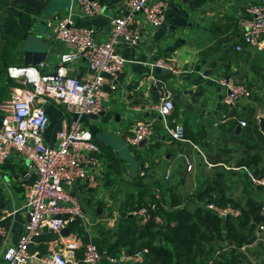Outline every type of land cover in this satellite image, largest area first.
I'll list each match as a JSON object with an SVG mask.
<instances>
[{
	"label": "crops",
	"instance_id": "crops-1",
	"mask_svg": "<svg viewBox=\"0 0 264 264\" xmlns=\"http://www.w3.org/2000/svg\"><path fill=\"white\" fill-rule=\"evenodd\" d=\"M73 1L46 0L45 8L35 9L18 0H0V81L6 83V80H3L6 66L24 65L27 50L53 49L44 62L47 63L49 71L58 65L65 44L56 38L55 32L58 21L69 12L71 6L76 24L94 27L98 39L105 41L110 37L112 19L125 10L129 0H100L104 10L93 16L86 15L79 5H73ZM254 1L256 0H169L167 20L160 27L145 23L142 15L137 14L135 25L142 32L140 43L135 45L127 40H120L118 43L119 52L128 60L125 70L118 77V89L113 90L110 83H106L103 111L97 117L95 115L84 117L85 124L92 130L99 146V156L107 159V173L103 183L98 187H91L85 178H82L74 187V193L79 201L91 211L92 219L88 218L90 222L88 228L91 227L90 230L95 235L94 241L105 234L111 241L116 240L115 227L126 214L132 215L138 221L133 214L135 209L131 208L132 198L138 199L142 195L146 199L144 205H148L159 196L164 216L173 206L186 205L176 193L175 187L165 192L166 188L160 185L163 184L161 178L166 174V182L172 185V173L185 176L188 171L193 170L197 156L211 168L217 166L227 170L231 168L233 174L244 178L242 171L233 169L239 166L211 162L204 152L205 148H201V144L196 142L214 141L211 138L222 133L231 122L229 119L223 120L221 116L226 109L222 104L223 88L217 83L220 77L231 76L237 81L250 84L260 81L264 83L262 52L248 47L237 49V45L242 44L239 18ZM157 59L172 63L176 70L166 68L154 70L155 74L169 82L173 92L175 110L167 121L153 108V105L159 102V95L156 89L149 85L151 72L149 62ZM87 71L85 60L70 68V72L78 76L86 74ZM17 84L18 86H6L8 97L5 98L6 93L2 96L0 119L3 107L10 102V89L16 87L17 91L22 86L20 83ZM256 93L259 94L255 91L251 98L242 99L235 107L234 113L240 112L242 115L246 114V117L253 114L258 118L261 113ZM45 105L51 119L45 140L48 144L56 145L58 132L75 115L54 100L46 101ZM149 120H155V135L152 141L141 146L146 147L144 155L140 153L141 151L131 148L133 151L131 152L134 153L132 155L124 144L125 138L133 133L138 123ZM176 123L183 124L190 142L176 141L168 134L167 125ZM216 129L220 132L211 135ZM181 147L185 148L181 150ZM182 153L190 156L192 170L187 169ZM26 168L27 161L16 152L8 159L0 161V213L4 209L13 212L5 221L10 239L5 244L0 237V249L4 245L17 244L24 231L28 218L27 194L35 179V176L23 179ZM246 188L250 192L249 187ZM261 194L259 191V195ZM165 197L170 199V205L166 203ZM195 199L202 201L200 198ZM66 228L69 229V234L65 231L59 235L44 230L35 243L31 244L30 252L36 257L30 258L27 264H45L40 257L62 248L63 242L79 239L82 246L78 249L65 250V254L69 259L80 260L77 264H87L82 261L84 245L89 240L85 226L78 221ZM256 239L246 245H254L257 243ZM156 243L165 244V241L159 236ZM126 248L122 247L127 253ZM130 256V263L127 264L139 262L132 257L133 255ZM241 258L235 257L231 262L226 258L224 263L247 264ZM100 264L110 263L103 261ZM252 264L264 262L255 256Z\"/></svg>",
	"mask_w": 264,
	"mask_h": 264
},
{
	"label": "built area",
	"instance_id": "built-area-1",
	"mask_svg": "<svg viewBox=\"0 0 264 264\" xmlns=\"http://www.w3.org/2000/svg\"><path fill=\"white\" fill-rule=\"evenodd\" d=\"M79 5L82 11L93 16L102 13L104 6L100 0H74L73 5ZM170 7L169 0H129L125 10L116 15L111 23L110 37L101 41L97 30L91 26L76 24L72 6L57 24L56 38L65 44L59 63L53 70H47V63L8 67V76L22 86L15 91L12 99L2 109L0 119V161L8 159L14 152L27 161L23 179L35 176L31 189L27 194L26 212L28 218L17 244L3 246L0 249L1 264H27L30 258L36 257L30 252L31 244L44 230L61 233L69 224L80 221L85 226L88 242L84 245L82 261L87 264H100L106 261L110 264L130 263L131 256L125 250L118 254L101 252L94 241V234L88 228L89 219L85 215L78 197L74 193L76 183L85 178L91 187H98L106 178L107 159L99 156V146L92 130L85 124L84 117L98 115L103 111L104 86L110 83L113 90L118 89V77L125 70L128 60L119 52L118 43L124 38L132 44H139L142 32L135 25L137 14L142 15L145 23L160 27L167 20ZM50 25V24H49ZM244 47L258 48L264 52V0H256L250 4L239 18ZM81 60L87 62L88 71L78 76L70 72L72 65ZM151 72L149 85L154 87L159 95V102L153 105L155 111L165 120L175 110V100L169 82L155 74V68H166L176 71L172 63L163 59L149 62ZM223 88L222 112L223 120L237 121L242 128L247 126V120L237 118L235 107L242 99L251 98L255 91L264 94L261 82L251 86L249 82H240L231 76H223L217 80ZM54 100L74 113L75 117L57 134V144H48L45 133L50 125V115L45 102ZM154 121L138 123L132 134L125 139L127 145L136 149L141 142L152 141L155 135ZM168 134L176 141L187 143L183 124L167 125ZM182 158L188 170L193 164L188 154L182 153ZM244 173L254 194L261 203L260 213L264 217V174L252 171L247 166L233 168ZM259 191L262 192L259 195ZM159 196L133 212L140 226L145 227L151 222L163 230L168 221L160 213ZM206 207L222 218L238 217L242 210L234 205H219L208 202ZM13 214L9 209L0 213V237L5 244L10 239V232L5 223ZM172 225L175 222L171 223ZM259 232L264 233V219L258 224ZM80 240V239H79ZM79 240L63 242V247L52 251L50 255L40 257L45 264H77V258L69 259L65 250L78 249L82 246ZM148 248L137 250L132 256L142 262ZM217 254L207 259L203 264H219Z\"/></svg>",
	"mask_w": 264,
	"mask_h": 264
},
{
	"label": "trees",
	"instance_id": "trees-1",
	"mask_svg": "<svg viewBox=\"0 0 264 264\" xmlns=\"http://www.w3.org/2000/svg\"><path fill=\"white\" fill-rule=\"evenodd\" d=\"M260 82L264 89V83ZM256 83L250 85L254 86ZM9 85L18 86L11 80L6 83L0 81V102L6 93V86ZM259 94L256 93L258 98H264V94ZM6 97H8L7 93ZM254 118L256 119L253 114L246 117L247 126L241 133L235 132L234 127L237 121L231 120L222 133L211 138L214 141L200 142L195 139L197 140L195 142L207 150V156L213 163L224 162L223 156L232 152L229 143L241 145L244 147V157L236 163V166H257L262 161V157L253 150H264V133L260 130L258 120ZM220 168L222 170L218 174L224 176V167ZM218 181V185H215L214 181L207 180L205 183L207 186L203 187L193 199L204 200L207 198V203L215 202L219 205L227 204L228 200L233 201L232 198L226 197L225 187L222 186L220 180ZM246 187H249L250 192L245 188V201L235 204L242 210L238 217L222 218L204 206L195 208H190L187 205L173 206L166 211L165 218L168 225L161 230L156 227L154 222L142 227L133 216L126 214L122 217L121 223L115 227L116 240L111 241L105 234L104 237L96 238L95 242L101 252L114 255L124 250L122 247H127L129 255H134L137 250L148 248L149 252L145 253L144 260L135 264H200L208 251L207 242L214 236L230 241L237 249L256 239L255 228L264 217L260 213L261 203L247 182ZM145 202L146 199L142 195L138 199L132 198V210L140 208ZM162 211L163 209L160 210V213L164 216ZM172 222L175 224L172 225ZM159 236L163 238L165 244L156 243ZM218 262L226 264L222 260H218Z\"/></svg>",
	"mask_w": 264,
	"mask_h": 264
},
{
	"label": "rangeland",
	"instance_id": "rangeland-1",
	"mask_svg": "<svg viewBox=\"0 0 264 264\" xmlns=\"http://www.w3.org/2000/svg\"><path fill=\"white\" fill-rule=\"evenodd\" d=\"M261 57L264 58V52L261 53ZM7 70H8V66H6L4 68L3 80L4 81L6 80V82L10 81V80L13 82H17L8 76ZM16 89H17L16 87H12L10 89V92H11L10 100L12 99V96L15 93ZM256 99L260 103L259 112L261 114L258 115V118H256V119L254 118V119L259 120L260 116H264V98L263 97H259V98L256 97ZM246 116H247L246 114L242 115V113H240V112L237 113L238 119L239 118L246 119ZM88 117L89 116H87V118ZM215 132L218 133L220 131H219V129L218 130L216 129V130H214V132L211 133V135H213ZM124 144H125V146H127L129 148L130 153L132 155H134V153H132L133 151L131 150V148L127 145L126 139L124 141ZM229 146L232 147L231 148L232 152L223 156L224 163L228 166H235V165H237L236 163L244 157V147L241 145H238V144H234V143H229ZM183 148H185V147H181L180 149L183 150ZM201 148L204 149V147L202 145H201ZM145 150H146L145 146L144 147H138L135 149V151H141L140 153L142 155H144ZM188 151L191 154H194V153H192L191 150H188ZM204 152L207 154L206 149H204ZM253 152L259 153L262 157V161L257 166L253 165L252 167H250V166H247V167L250 168L252 171H257L259 174H264V150H253ZM102 158H104V157H102ZM138 161L139 160L137 159V163H138ZM138 167H139V163L137 164V169H138ZM220 167L221 166L211 168L208 165L204 164L203 161H200L199 157L197 156V157H195V164H194V168L192 171H188L185 174V176H182V175L180 176L178 174L173 175V173H172V177H171L172 181H173L172 185H168V183L166 182L167 178H166V174H165V176H163L161 178V181L163 182V184H160V185H162L166 188L165 192L166 191L169 192V190H168L169 188L175 187V191H177L176 193H178L179 197H181V199H183L184 204H186L190 208H195L197 205H201V206L206 207V204H207L206 199L207 198L202 200V201H198L197 199L192 198L194 195H196V193L200 189L207 186L205 184L206 181L207 180L214 181L215 185H218V182H219L218 180H220L222 186L225 187L226 197L233 199V201L228 200L226 202L227 204H225V205L231 204V205L236 206L238 203L244 202L245 197H246V189H245L246 188V185H245L246 179H245V176H243L244 178H242L239 175L233 174L232 173L233 170L231 168H229L228 170L226 168H223L225 175L220 176L218 174V172L222 170V168H220ZM156 188H158V187H156ZM165 201L167 204H169V205L171 204L170 199H168L167 197H165ZM80 203L82 205V208L84 210L85 215L88 218L92 219L91 211H89L87 209V207H85V205H83V203L81 201H80ZM255 234H256V238H257L256 239L257 243H255L254 245H251V246L246 245V246L241 248L242 250L237 249L230 241L224 240L221 237L217 238L214 236L212 240L207 242L208 251L206 252V254L203 257V260L201 261L200 264H203L206 259L210 258L214 254V252H215L214 256L217 254L218 259L219 260L223 259V262L226 258H229V261L231 262L233 258H235V257L238 258L239 256L242 257L241 259L244 262H246L247 264H252L255 256H257V258L261 259V261L264 262V233L259 232L257 227H256L255 228ZM244 251H246V253H244Z\"/></svg>",
	"mask_w": 264,
	"mask_h": 264
},
{
	"label": "water",
	"instance_id": "water-1",
	"mask_svg": "<svg viewBox=\"0 0 264 264\" xmlns=\"http://www.w3.org/2000/svg\"><path fill=\"white\" fill-rule=\"evenodd\" d=\"M18 1L24 2L30 7H33L35 9H43L45 8V5L47 3L46 0H18ZM121 40H125V39L122 38ZM255 50L258 51V48L256 47ZM52 51L53 49L48 51L42 48H40L39 50H27L25 51V55H24L25 56L24 65L39 64L40 62L45 61L48 58L49 53ZM95 116L97 117L99 116V114ZM259 126H260V130L264 133V116L259 117ZM242 130L243 128L240 125H237L235 128V132L237 134L241 133ZM145 143H146V140H143L141 142V146H143ZM65 231H66V234H69L68 228L63 229L61 232L64 233ZM127 255H129V252H127Z\"/></svg>",
	"mask_w": 264,
	"mask_h": 264
}]
</instances>
